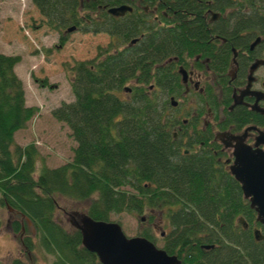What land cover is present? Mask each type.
I'll return each instance as SVG.
<instances>
[{
  "label": "trees",
  "instance_id": "1",
  "mask_svg": "<svg viewBox=\"0 0 264 264\" xmlns=\"http://www.w3.org/2000/svg\"><path fill=\"white\" fill-rule=\"evenodd\" d=\"M163 1L170 11L194 10L193 0ZM211 1L214 9L224 12L229 7L242 17L239 24L231 23L230 35L247 27L264 32V0ZM31 2L53 31L76 20L78 0ZM194 16L183 23L180 35L194 32L190 26L197 27V32L205 29L202 14ZM86 27L96 28L93 22ZM150 29L130 55L104 52L70 67L74 101L62 102L51 114L70 128L77 146L70 162L56 168L43 166L39 171L36 146H20L14 140L39 108L26 104L23 83L15 72L21 57L0 52V210L14 215L10 227L23 250L22 257L9 264H33L29 254L36 250L52 255V264H101L82 246L78 229L68 230L57 221L60 198L87 202L83 212L95 220L111 221L112 215L120 213L144 217L145 226L138 235L154 243L153 215L164 212L168 230L162 228V248L178 258L183 254L184 264L262 261L264 247H257L251 233L255 213L239 183L209 163L183 159L172 139L171 121L162 116L164 104L155 91L163 67L155 65L180 44L191 48L190 39L178 44L175 36L165 32L160 36ZM167 79L165 89L174 92V74ZM39 83L49 85L45 78ZM150 84L153 89L148 94ZM237 217H243L251 229L237 228Z\"/></svg>",
  "mask_w": 264,
  "mask_h": 264
},
{
  "label": "flooded vegetation",
  "instance_id": "2",
  "mask_svg": "<svg viewBox=\"0 0 264 264\" xmlns=\"http://www.w3.org/2000/svg\"><path fill=\"white\" fill-rule=\"evenodd\" d=\"M78 4L76 20L57 32H62L60 40L75 30L107 34L110 44L99 46L97 55L104 52L130 55L149 28L160 36L163 32L175 36L178 44L190 39L191 48H182L180 44L155 65L163 67L162 85L154 90L164 104L162 116L171 121L172 139L183 159L209 163L216 172L237 181L230 171L236 147L264 150L260 141L264 137V32L258 27H247L230 35L234 31L231 23L239 24L242 17L235 15L236 9L226 7L224 12L214 9L211 0L191 1L194 9L191 12L185 8L170 11L163 0H78ZM114 9L117 13L112 12ZM198 12L205 20V29L197 32V27L190 26L194 32L180 35L183 23L189 18L194 20ZM91 22L95 31L86 27ZM171 73L175 78L174 92L165 89ZM148 88L150 94L153 86L150 84ZM221 181H225L224 177ZM254 213L251 233L261 248L264 225L257 220L255 210ZM235 222L237 228L251 229L243 217H237ZM160 236L164 238L165 232L161 231ZM178 259L184 264L183 254ZM261 260L259 264H264V257Z\"/></svg>",
  "mask_w": 264,
  "mask_h": 264
},
{
  "label": "rangeland",
  "instance_id": "3",
  "mask_svg": "<svg viewBox=\"0 0 264 264\" xmlns=\"http://www.w3.org/2000/svg\"><path fill=\"white\" fill-rule=\"evenodd\" d=\"M46 21L31 0H0V52L21 57L15 72L23 83L26 104L39 108L38 114L28 121L25 128L15 133L14 140L20 146L31 143L36 146L39 155L37 171L43 166L56 168L73 159L77 143L71 130L65 123L56 120L51 112L62 102L74 101L70 67L77 61L96 59L99 46L110 44L107 34L80 30L68 32L65 41L61 42L62 32L51 30ZM44 78L49 85H40L39 81ZM123 94L121 92V96ZM159 98L162 99L161 96ZM86 204L60 198L55 217L70 230V214L82 213ZM0 216V264H9L13 258L22 257L23 250L10 227L14 215L8 209H1ZM153 217L155 244L162 248L160 233L162 228L168 230V224L164 212H154ZM111 220L118 222L125 235L130 237L137 236L145 226L141 217L128 213L112 215ZM28 224L34 232L31 223ZM29 255L33 264H52L54 260L52 255L42 250Z\"/></svg>",
  "mask_w": 264,
  "mask_h": 264
},
{
  "label": "water",
  "instance_id": "4",
  "mask_svg": "<svg viewBox=\"0 0 264 264\" xmlns=\"http://www.w3.org/2000/svg\"><path fill=\"white\" fill-rule=\"evenodd\" d=\"M260 141L264 143V137ZM230 171L256 211L257 220L264 225V150L237 146ZM70 216L72 226L81 232L82 246L94 253L101 264H181L176 255L168 254L147 238L125 235L116 221L95 220L84 212ZM258 234L256 230L255 237Z\"/></svg>",
  "mask_w": 264,
  "mask_h": 264
}]
</instances>
